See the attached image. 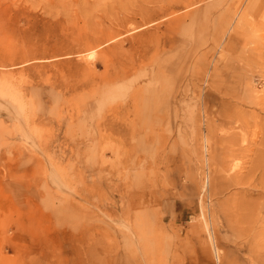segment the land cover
<instances>
[{"label":"rangeland","instance_id":"rangeland-1","mask_svg":"<svg viewBox=\"0 0 264 264\" xmlns=\"http://www.w3.org/2000/svg\"><path fill=\"white\" fill-rule=\"evenodd\" d=\"M250 1L0 0V264H264Z\"/></svg>","mask_w":264,"mask_h":264},{"label":"bare ground","instance_id":"bare-ground-1","mask_svg":"<svg viewBox=\"0 0 264 264\" xmlns=\"http://www.w3.org/2000/svg\"><path fill=\"white\" fill-rule=\"evenodd\" d=\"M251 4L253 5V9L257 8L256 11L260 10V8H262V6H264V0H251L250 1ZM256 96V95H255ZM257 98H259V103L263 104V102L261 103V100L263 98H260L258 96H256ZM259 105V104H257ZM133 106L136 109L139 106V103L134 101L133 102ZM97 109H100V107H97ZM143 119L141 116H137L134 118H126L123 121V124H126L127 126L129 125H134L137 123H142ZM109 137L114 136L112 134L108 135ZM232 137H229L228 139H226V143H228L230 141ZM254 150H234V152H232V155L227 158V153L223 152V155L221 156V158H213V160L216 161V165L218 168V175L220 177V179L223 181L224 185L227 186V184H231V186L234 187H240L242 185H247L248 188L253 187L254 189H257L259 191V198H263L264 197V162L261 160L256 161L253 166H251L250 168H246L245 166H243V164H241L239 162L238 156L239 154H244L246 152H253ZM136 154V151H131L128 150L126 151V155H133ZM258 156L264 155V152H257L255 153ZM238 155V156H237ZM248 170V171H246ZM246 173H244V172ZM249 175H252L250 178H248ZM245 191V190H242ZM215 253L217 255V258H219V253L217 252V249L214 248Z\"/></svg>","mask_w":264,"mask_h":264}]
</instances>
